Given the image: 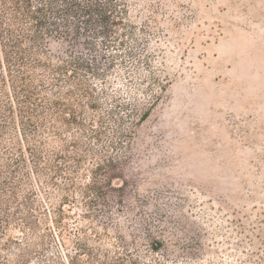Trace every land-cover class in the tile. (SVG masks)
<instances>
[{
	"label": "rangeland",
	"instance_id": "obj_1",
	"mask_svg": "<svg viewBox=\"0 0 264 264\" xmlns=\"http://www.w3.org/2000/svg\"><path fill=\"white\" fill-rule=\"evenodd\" d=\"M110 5L111 38L61 16L73 38L41 44L85 60L46 79L81 111L64 143L28 133L42 162L0 102V264H264V0ZM109 161L123 178L83 192Z\"/></svg>",
	"mask_w": 264,
	"mask_h": 264
},
{
	"label": "trees",
	"instance_id": "obj_2",
	"mask_svg": "<svg viewBox=\"0 0 264 264\" xmlns=\"http://www.w3.org/2000/svg\"><path fill=\"white\" fill-rule=\"evenodd\" d=\"M84 1L0 0V102L5 96H10L6 108L13 114L14 105H18L19 121L23 124L19 132L21 141L29 145L27 153L38 162H42L43 152L31 148L29 143L32 142L29 141L28 133L34 129V135H40L54 125L55 135H60L61 143H64V133L69 132L74 124H78L81 111L74 103L71 104V90L68 93L60 89L55 93L49 92L46 79L58 83L64 78H70L69 75L76 78L85 62L83 58L58 59L59 63L45 61L42 57L46 60L48 57L41 44L53 34L64 39L73 38L68 27L61 25V16L67 17L68 21L72 19L82 22L91 19L92 23L100 27L98 35L105 39L111 38L116 33V26H119L120 16L112 15L110 0ZM40 70H43L42 73ZM79 85L82 86L80 81ZM10 119L14 123L13 115ZM36 141L41 144L43 151L50 152V142ZM16 152H19L21 159L25 157L22 148H16ZM51 154L55 155L52 151ZM64 155H57L59 162L49 169L57 177L65 175L68 170L61 164V160H66ZM79 163L82 161L79 160ZM117 165L114 161H109L106 168L97 166L92 182L83 192L90 189L96 194L102 192L106 188L104 183L112 187L116 177L123 178V170L122 173L112 174V168ZM36 172L38 175L42 174L40 168Z\"/></svg>",
	"mask_w": 264,
	"mask_h": 264
}]
</instances>
